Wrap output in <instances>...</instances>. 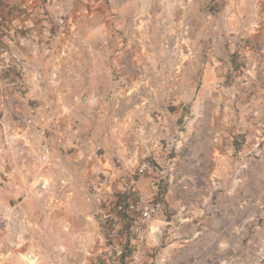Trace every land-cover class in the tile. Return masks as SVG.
Listing matches in <instances>:
<instances>
[{
  "label": "crops",
  "instance_id": "0c3cea01",
  "mask_svg": "<svg viewBox=\"0 0 264 264\" xmlns=\"http://www.w3.org/2000/svg\"><path fill=\"white\" fill-rule=\"evenodd\" d=\"M49 7L69 27L47 60L30 58V82L44 65V86L0 96V218L15 204L31 217L13 264L29 250L53 252L52 264H94L106 244L88 185L107 175L124 190L145 161L141 187L165 194L141 264L156 253V264H264V143L258 155L252 143L264 134V0ZM246 59L252 75L241 70ZM42 181L44 193L62 194L50 211ZM12 240L0 221V249Z\"/></svg>",
  "mask_w": 264,
  "mask_h": 264
},
{
  "label": "built area",
  "instance_id": "2783aa9c",
  "mask_svg": "<svg viewBox=\"0 0 264 264\" xmlns=\"http://www.w3.org/2000/svg\"><path fill=\"white\" fill-rule=\"evenodd\" d=\"M51 0H3L0 6V96L8 95V88L17 93H25L30 88H42L46 68L44 65L34 71V82H30L29 64L30 58L39 56L47 60L56 47L58 39L68 34L69 19L66 13L50 10ZM66 55V51H61ZM255 65L248 59L244 60L241 70L252 75ZM4 89V93H3ZM80 101L85 104L95 105L97 97L81 96ZM0 102V125L3 124L4 104ZM59 117H56L58 119ZM256 145L255 152L262 153L264 134L255 138L252 142ZM23 150L19 154H23ZM45 161V156L42 157ZM152 168L150 161L140 165L132 182L124 190L118 189L111 182L109 176L104 175L88 185L89 198L94 199L102 207L98 215L97 223L100 226V241H104L106 249L93 255L94 264H123L125 261L133 264H141L148 257L145 249V240L151 231L150 224L159 213V199L164 197L165 191L161 188L156 193H149L141 187L142 176ZM170 175L176 172L175 161L169 164ZM64 188L66 181L60 183ZM39 195L46 201V209L56 208L61 201V193H44L48 184L44 181L38 184ZM64 190V189H63ZM70 193V192H69ZM122 193V196H121ZM133 203L138 209L139 216L133 218L131 208ZM205 212V208H203ZM1 223L10 227L13 236L9 244L11 250L0 249V264H13L16 258V244L20 242V236L30 235L26 233V227L31 224L29 213L20 204L10 207L8 214H2ZM26 233V234H25ZM27 244V243H24ZM59 250H63L60 246ZM54 253L43 252V257L36 250L28 251L23 257L22 264H52ZM155 264L162 260L160 253L154 256ZM219 264H227L220 262Z\"/></svg>",
  "mask_w": 264,
  "mask_h": 264
},
{
  "label": "trees",
  "instance_id": "16d2710c",
  "mask_svg": "<svg viewBox=\"0 0 264 264\" xmlns=\"http://www.w3.org/2000/svg\"><path fill=\"white\" fill-rule=\"evenodd\" d=\"M2 2H3V0H0V6H1Z\"/></svg>",
  "mask_w": 264,
  "mask_h": 264
}]
</instances>
